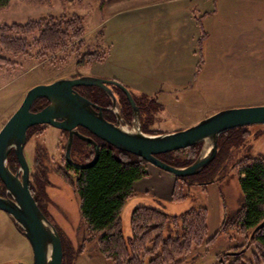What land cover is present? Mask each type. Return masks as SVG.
Masks as SVG:
<instances>
[{
    "label": "rangeland",
    "instance_id": "rangeland-1",
    "mask_svg": "<svg viewBox=\"0 0 264 264\" xmlns=\"http://www.w3.org/2000/svg\"><path fill=\"white\" fill-rule=\"evenodd\" d=\"M110 1L11 0L8 7L0 9V27L40 22V28L57 26L66 32L65 37H60L58 48L52 50L34 44L38 38L36 31L25 37L27 48L21 56L13 57L0 47V56L9 61V64H0V129L33 86L83 76L116 79L123 84L136 106L138 101L144 107L145 115L139 120L146 126L141 131L151 135L183 130L222 110L264 105V0H191L173 4L154 0L150 7L131 11H125L131 8L125 1L111 10L124 12L110 18L105 27L93 31L109 14L105 8ZM186 9L192 10L193 19L182 17L173 26L172 34L158 33L163 24L146 19L156 20L166 10ZM71 22L73 26H82L78 37L67 32ZM165 25L170 26L171 22L167 19ZM190 28V35L196 34L193 42L190 37L179 34ZM183 50L194 55L192 77H187L191 80L175 85L165 79L157 84L150 91L161 94L159 99L164 103H160L157 96L148 95L134 69L142 65V58L144 67L151 65L152 53L162 58L170 51L177 57ZM114 95L117 106L122 104V114L129 115L131 108L126 97L119 90ZM99 98L108 101L102 95ZM126 120L131 124L132 115ZM238 129L241 130L235 133L237 140L232 147L218 154L201 173L180 181L184 197L180 202L158 200L147 206L169 215L198 207L207 210L205 239L175 264H264L254 247L253 234H243L233 224L243 203L238 166L247 158H264V125ZM66 144V135L54 128L43 126L29 132L24 147L29 183L33 190L36 186L41 212L60 237L65 263L108 264L95 247L99 235H89L81 218L79 200L70 185L76 174L65 167ZM84 146L83 142L75 141L72 160L73 156L82 157ZM134 202L126 203L120 215L126 241L131 237L127 210L133 209ZM223 220L229 224L221 232ZM176 229L174 223L167 224L163 237L180 238L182 232ZM148 259L144 264H148ZM0 264H32L28 241L2 211Z\"/></svg>",
    "mask_w": 264,
    "mask_h": 264
},
{
    "label": "trees",
    "instance_id": "trees-1",
    "mask_svg": "<svg viewBox=\"0 0 264 264\" xmlns=\"http://www.w3.org/2000/svg\"><path fill=\"white\" fill-rule=\"evenodd\" d=\"M10 1L0 0V9L8 7ZM67 26L70 27L67 32L71 31L72 35L78 37L82 32L79 24L73 26L71 22ZM35 31L38 38L34 44L43 46L42 49L46 50L58 48L61 44L60 37L66 35L65 30L60 31L57 26L40 28V22L3 25L0 27V47L13 57L21 56L27 48L25 37ZM13 32L16 35H10ZM0 64L6 65L9 61L0 56ZM238 130L241 129H233L219 136L216 156L234 145ZM198 152L199 145H194L157 158L169 166L182 168L191 164ZM8 162L11 167L12 162L16 163L15 157H10ZM67 168L72 170L69 166ZM73 171L76 176L75 180H70V185L74 187L78 197L81 218L89 235H99L95 247L108 264H144L146 258H149L148 264H175L205 239V208H191L179 215H169L152 207L140 206L130 214L131 237L128 241L125 240L121 231L120 213L125 203L135 194L134 184L147 177L146 162L141 158L105 145L99 150L98 159L92 167ZM238 175L243 203L233 224L243 234H253L254 247L264 260V158H247L238 166ZM184 179L176 178L171 197L174 202H180L184 198L180 184ZM36 191L35 186L34 196L37 200ZM1 194L2 190L0 196ZM170 223H174L176 230L182 232L180 238L163 237L165 226ZM228 224L223 220L220 231L224 232ZM259 225L262 226L256 230ZM65 259L63 251L62 264H66Z\"/></svg>",
    "mask_w": 264,
    "mask_h": 264
},
{
    "label": "water",
    "instance_id": "water-1",
    "mask_svg": "<svg viewBox=\"0 0 264 264\" xmlns=\"http://www.w3.org/2000/svg\"><path fill=\"white\" fill-rule=\"evenodd\" d=\"M109 85L118 88L127 98L133 119L130 126L121 123L117 102ZM81 86L98 87L105 91L112 103L111 111L116 116L115 124L101 116V108L73 91V87ZM38 99L46 100L47 106L38 112H31V106ZM43 124L69 132L66 158L76 170L92 167L99 155L97 144L91 138L81 137L93 147V156L85 164L71 161V130L82 127L109 147L139 157L147 164L182 179L199 174L215 159L221 134L247 126L264 125V105L222 110L183 130L151 135L141 131L138 108L127 89L116 80L83 76L59 79L27 90L19 107L0 129V182L4 187V196H0V211L11 218L18 232L28 241L32 264H62L60 237L30 193L29 167L23 153L27 130ZM194 145H200L199 152L188 166H169L157 158ZM10 151L14 152L18 161L15 173L9 169L7 162Z\"/></svg>",
    "mask_w": 264,
    "mask_h": 264
},
{
    "label": "crops",
    "instance_id": "crops-1",
    "mask_svg": "<svg viewBox=\"0 0 264 264\" xmlns=\"http://www.w3.org/2000/svg\"><path fill=\"white\" fill-rule=\"evenodd\" d=\"M129 2L131 8L129 10L125 11H131V10H137L140 8L150 7V5L155 2L154 0H112L110 1L108 8H105L107 13H109L106 17V19H103L97 23V25L92 29L93 31H98L99 29L105 27V23L112 17H114L116 14L124 11H117V12H111L112 7L115 5L117 6L121 2ZM145 1L144 3H142ZM191 0H164L161 2H164L165 4H173V3H179V2H189ZM124 4V3H123ZM114 6V7H115ZM101 12V11H99ZM192 10L186 9L183 11H175V10H166L163 12H160L159 15L156 16V20H154V17L152 19L146 18L149 22H161L163 24V27L159 30L158 33L163 34H172L173 33V26L175 24L180 23L181 18H190L193 19V14L191 13ZM188 16H184L187 15ZM207 15V14H206ZM173 17L175 20H173ZM168 19V23L171 22V25H165ZM187 20V19H186ZM116 28V27H115ZM113 29V31L115 30ZM176 28V27H175ZM98 29V30H97ZM178 29V27L176 28ZM180 35L186 37L190 42H193L195 39V35L191 34V28L187 29L186 31H182L179 33ZM190 53V54H189ZM163 54V53H162ZM107 55V52H106ZM164 56L158 57L157 53H152V63L149 66L144 67L145 61L142 58V65L137 68L136 71L137 79H139L142 82L143 88L145 90L147 89L148 95L150 94L153 98L157 96L159 99V96L161 95L159 92H151L150 90L153 87H157V84L162 82L165 79H169L172 81V83H176L175 85H178L177 82H186L191 79H187L188 76H191L192 72V64H191V57L193 53L187 51H179L177 54V57H174L170 51H167L163 54ZM194 57V55H193ZM165 64V65H163ZM128 70H131L127 68ZM138 71V72H137ZM192 77V76H191ZM187 79V80H186ZM116 80V79H114ZM185 80V81H184ZM123 85V84H122ZM149 90V91H148ZM160 103H164L162 100H160ZM147 177L138 180L134 186L133 189L135 191L134 196L129 199L126 203L130 201H135L132 203L131 209H135L136 207L140 206H152L153 203L166 200H171L173 189L176 183L175 177L172 176L169 173H166L164 171H161L160 169L152 166L147 165ZM125 203V205H126ZM124 205V206H125ZM124 208V207H123ZM122 208V209H123ZM132 210H127L129 214H131ZM123 210H121L122 213ZM120 213V215H121ZM127 214V212H126ZM130 216V215H129Z\"/></svg>",
    "mask_w": 264,
    "mask_h": 264
},
{
    "label": "flooded vegetation",
    "instance_id": "flooded-vegetation-1",
    "mask_svg": "<svg viewBox=\"0 0 264 264\" xmlns=\"http://www.w3.org/2000/svg\"><path fill=\"white\" fill-rule=\"evenodd\" d=\"M110 89H111V91H112V93L114 94V92L116 93V91L117 90H119L118 88H116V87H113V86H108ZM113 89H116L115 91H113ZM73 91L74 92H76V93H78L80 96H82V97H84L85 99H87L89 102H91V104L92 105H95V106H97V107H99V108H101L100 109V111H101V116L106 120V121H108V122H110V123H113V124H115L116 123V121H115V118H116V116L114 115V113L111 111V108H112V103H111V100H110V98H109V96L105 93V91H103L102 89H100V88H98V87H84V86H81V87H73ZM120 91V90H119ZM86 92V93H85ZM121 93H122V91H120ZM123 94V93H122ZM101 95H102V97H104V99H107L108 101H101L100 100V98L99 97H101ZM124 95V94H123ZM131 95V94H130ZM99 96V97H98ZM115 96V95H114ZM125 96V95H124ZM127 99V98H126ZM128 101V100H127ZM47 104H48V102L46 101V100H44V99H38V100H36L34 103H33V105L31 106V112H38V111H40V110H42L44 107H46L47 106ZM128 105H129V102H128ZM120 106H121V110H120V112H119V116H120V121H121V123H125V124H130V121L129 120H126V118H128V119H131V109H130V114L129 115H127V116H125V115H123L122 114V104L121 103H119L118 104V108L120 109ZM129 107H130V105H129ZM137 108H138V113H139V119H142V117H143V115H145L144 114V107L142 106V104L141 103H139L138 101H137ZM118 109V110H119ZM94 111L95 112H98V109H96V108H94ZM128 121V122H127ZM139 122H140V127H141V129H143V126H146V124H144L143 123V121H141V120H139ZM43 126H45V127H50V128H53V127H51V126H49V125H46V124H43V125H36V126H33V127H31V128H29L28 130H27V140H28V134H29V132H31L33 129H36V128H38V127H43ZM147 128V127H146ZM55 129V128H54ZM145 129V128H144ZM144 129H143V131H144ZM56 130H59V129H56ZM62 134H65L66 135V139L68 140V137H69V132L68 131H63V130H59ZM71 132H72V144H71V147H70V150H69V156H70V159H71V154H72V149H73V145H74V143H75V141H81V142H83L84 143V150H83V152L81 153V155H82V157L81 158H75L74 156H73V159L74 160H72L71 159V161L72 162H75L76 164H82V163H85V162H87L88 161V159L90 160L91 158H92V156H93V147L89 144V143H87L85 140H83L81 137H88V138H91L96 144H97V146H98V148H99V150L103 147V146H108L106 143H104V142H102L101 140H99V139H97L96 137H94L87 129H85V128H82V127H76L75 129H72L71 130ZM32 135V134H31ZM30 135V136H31ZM27 140H26V143H27ZM26 145V144H25ZM66 146H67V144H66ZM25 147V146H24ZM109 147V146H108ZM199 148H200V145H199ZM23 153H24V149H23ZM48 153V152H47ZM12 156H14L15 157V161H16V163L14 162V163H12L11 164V167L9 166V169L13 172V173H15L16 172V170H17V167H18V161H17V159H16V156H15V154H14V152L13 151H10V153L8 154V158H7V160L8 159H10V157H12ZM8 164H9V162H8ZM70 167L72 170L71 171H73V170H76V169H74V168H72L70 165H69V163H68V161H67V158H66V148H65V167ZM74 172V171H73ZM29 179H30V177H29ZM30 182V181H29ZM0 184H1V187H2V194H1V196H4V187H3V185H2V183L0 182ZM31 185H30V183H29V190H30V193H31V195H32V197H33V199L35 200V202H36V204H37V206H38V208L40 209V207H39V205H38V202H37V200L35 199V192H34V190L32 191L31 190ZM41 210V209H40Z\"/></svg>",
    "mask_w": 264,
    "mask_h": 264
}]
</instances>
